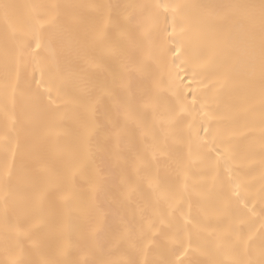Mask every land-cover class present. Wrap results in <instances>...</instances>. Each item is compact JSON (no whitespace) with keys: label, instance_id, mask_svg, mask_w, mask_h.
<instances>
[{"label":"snow or ice","instance_id":"1","mask_svg":"<svg viewBox=\"0 0 264 264\" xmlns=\"http://www.w3.org/2000/svg\"><path fill=\"white\" fill-rule=\"evenodd\" d=\"M0 264H264V0H0Z\"/></svg>","mask_w":264,"mask_h":264},{"label":"bare ground","instance_id":"2","mask_svg":"<svg viewBox=\"0 0 264 264\" xmlns=\"http://www.w3.org/2000/svg\"><path fill=\"white\" fill-rule=\"evenodd\" d=\"M12 2L15 3H29V2H40V0H12ZM50 2H59V3H78L81 2V0H50ZM107 2V0H105Z\"/></svg>","mask_w":264,"mask_h":264}]
</instances>
